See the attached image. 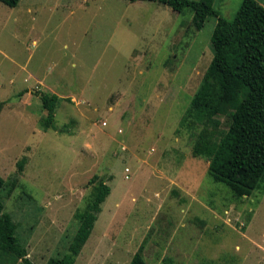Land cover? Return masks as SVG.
I'll list each match as a JSON object with an SVG mask.
<instances>
[{"label":"rangeland","instance_id":"1","mask_svg":"<svg viewBox=\"0 0 264 264\" xmlns=\"http://www.w3.org/2000/svg\"><path fill=\"white\" fill-rule=\"evenodd\" d=\"M241 2L213 7L232 19ZM192 16L146 0L0 2V201L32 263L68 253L103 180L74 264H129L141 244L146 264H264V192L234 199L179 126L217 21L197 30ZM42 92L65 98L48 129Z\"/></svg>","mask_w":264,"mask_h":264},{"label":"trees","instance_id":"2","mask_svg":"<svg viewBox=\"0 0 264 264\" xmlns=\"http://www.w3.org/2000/svg\"><path fill=\"white\" fill-rule=\"evenodd\" d=\"M146 1L167 5L176 12L190 7L191 23L197 30L207 17L217 18L210 38L212 58L179 126L194 131L193 155L208 159V175L227 185L234 199L249 196L255 190L263 193L264 6L257 0H242L233 18L227 19L213 7L215 0ZM0 2L14 7L19 0ZM40 99L46 110L42 124L48 129L55 122L58 104L65 98L42 92ZM95 178L96 175L92 179ZM3 186L0 176V190ZM109 193L107 183L98 180L84 207L74 213L78 227L68 244V253L49 258L45 264H74ZM16 229L17 224L3 212L0 201V251L13 261L34 264L19 243ZM129 264H146L143 244Z\"/></svg>","mask_w":264,"mask_h":264},{"label":"crops","instance_id":"3","mask_svg":"<svg viewBox=\"0 0 264 264\" xmlns=\"http://www.w3.org/2000/svg\"><path fill=\"white\" fill-rule=\"evenodd\" d=\"M257 1L264 6V0H257Z\"/></svg>","mask_w":264,"mask_h":264}]
</instances>
